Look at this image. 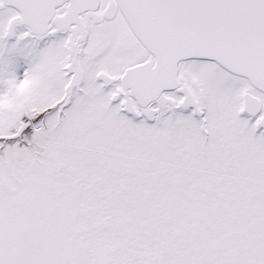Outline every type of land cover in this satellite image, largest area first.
<instances>
[{"label": "snow or ice", "instance_id": "6c2138e0", "mask_svg": "<svg viewBox=\"0 0 264 264\" xmlns=\"http://www.w3.org/2000/svg\"><path fill=\"white\" fill-rule=\"evenodd\" d=\"M0 264H264V0H0Z\"/></svg>", "mask_w": 264, "mask_h": 264}]
</instances>
